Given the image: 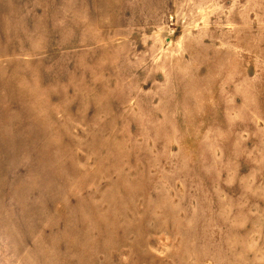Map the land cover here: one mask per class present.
Wrapping results in <instances>:
<instances>
[{
  "label": "rangeland",
  "instance_id": "rangeland-1",
  "mask_svg": "<svg viewBox=\"0 0 264 264\" xmlns=\"http://www.w3.org/2000/svg\"><path fill=\"white\" fill-rule=\"evenodd\" d=\"M0 258L264 264V0H0Z\"/></svg>",
  "mask_w": 264,
  "mask_h": 264
},
{
  "label": "crops",
  "instance_id": "crops-1",
  "mask_svg": "<svg viewBox=\"0 0 264 264\" xmlns=\"http://www.w3.org/2000/svg\"><path fill=\"white\" fill-rule=\"evenodd\" d=\"M0 264H65L63 261L45 258H0Z\"/></svg>",
  "mask_w": 264,
  "mask_h": 264
}]
</instances>
